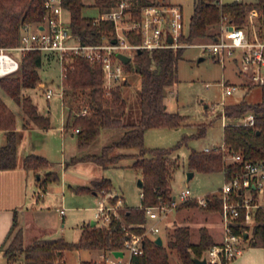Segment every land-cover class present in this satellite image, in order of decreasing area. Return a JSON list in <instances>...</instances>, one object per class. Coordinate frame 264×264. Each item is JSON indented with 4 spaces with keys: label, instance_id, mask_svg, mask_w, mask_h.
I'll return each mask as SVG.
<instances>
[{
    "label": "trees",
    "instance_id": "16d2710c",
    "mask_svg": "<svg viewBox=\"0 0 264 264\" xmlns=\"http://www.w3.org/2000/svg\"><path fill=\"white\" fill-rule=\"evenodd\" d=\"M46 0H0V47L15 46L20 42L23 23L44 20L47 9ZM119 0H94L100 13L115 6ZM158 0H132L131 10L134 18H139L145 5L158 3ZM68 11L69 26L72 33L83 43H100L103 37L114 31V22L110 20L95 21L96 16L83 14L84 0H63ZM256 18V28L264 38V0H195L188 32L183 41H194L200 38H214L218 34L223 19L236 26L249 27V16ZM252 26V25H251ZM250 26V27H251ZM250 32V31H249ZM131 42H140L141 36L135 32H127ZM184 47L142 49L126 64L127 73L135 71L141 81L137 94L140 116L135 122L126 121L128 101L123 88L128 83L116 85L108 92L105 85V71L101 64L92 63L88 58L74 56L62 78L64 94L69 104L67 127L76 130L77 145L80 150H87L99 137L103 129L124 128L122 136L105 145L100 153H85L79 159L93 160L101 166L109 167L124 157L123 153H114L117 148H136L132 166L142 171L143 186L141 204L130 206L125 198L115 194L111 201L118 203V216H113L108 225H82V232L77 241H69L65 237H37L25 245L23 232L18 230L10 243L5 247L4 255L9 262H15L24 255V264H63L62 256L67 250H100L107 255L123 248L125 239L131 233L143 234L148 216L146 207L159 203H169L173 199L175 169L179 162L171 157L173 148L148 147L145 134L149 128L179 127L186 116L167 109V86L178 81V63ZM43 63L39 50H28L22 54L19 69L13 73L0 76V86L22 106L24 127L35 123L42 128L50 127L49 116L39 111L38 105L30 96H22L23 88H35L41 81L39 69ZM254 84L251 83L250 86ZM260 101L242 99L224 107V115L228 118L223 128V143L230 152H239L245 159L260 160L264 158V84ZM84 93L85 102L78 111H74V97ZM79 93V94H78ZM88 108L86 114L80 110ZM249 113L255 116L254 124L241 123L240 119ZM0 128L5 131V142L0 145V169L15 168L18 164L15 112L0 96ZM207 124H198L194 136L201 137L206 133ZM181 142L177 144L179 146ZM189 168L199 172H223L229 179L235 170L241 168L238 162H226L220 147L205 151L192 149L189 154ZM26 168L37 173V184L40 192H45L48 185L59 179L56 171H48L41 177L39 170L49 167L50 161L43 155L30 153L24 157ZM114 185L108 177L95 180L92 186H75L78 193L99 192L103 189L113 190ZM256 195H254V198ZM208 202L201 205L196 198L180 202L177 208L198 206L209 211L222 210V198L218 193H208ZM253 198V200H254ZM243 220V216L239 221ZM252 237L247 235L250 245H264V209L258 207L254 214ZM249 228L240 225L235 230ZM189 225H179L170 234L166 244H158L155 238L144 237V250L131 256V264H172L170 251H175L178 264H196L192 255L203 257L216 243L207 227L201 228L198 241L191 239ZM91 261H83L90 264Z\"/></svg>",
    "mask_w": 264,
    "mask_h": 264
},
{
    "label": "rangeland",
    "instance_id": "374dc122",
    "mask_svg": "<svg viewBox=\"0 0 264 264\" xmlns=\"http://www.w3.org/2000/svg\"><path fill=\"white\" fill-rule=\"evenodd\" d=\"M160 1V0H158ZM168 1V0H161ZM173 3H180L183 7L184 19L189 27L190 19L194 11L195 0H170ZM222 2H231L234 0H221ZM256 1V0H243ZM85 6L83 14L87 16H98L100 10L94 6V0H84ZM64 17L69 19L68 11L64 10ZM249 27L247 29L253 33L256 28V18L252 14L249 16ZM220 27V26H219ZM210 38H200L194 41L191 46H184L185 50L178 63V81L167 86L166 105L167 109L172 112H179L186 116L185 120L179 127L174 128H149L145 134V143L148 147H165L173 148L171 157L179 162V166L175 169L174 178L172 180L173 196L185 187L191 190L194 197L206 196L208 193H218V190L225 182L223 172H199L195 171V175L189 177V154L192 149H204L205 147L219 146L223 143V128L228 118L224 116L223 101L226 105L238 102L241 99L248 101H260L262 95V86L259 84L253 85L249 91L239 88L233 94L225 95L220 81L226 79L229 82L240 83V77L235 72L236 69L232 66V62L227 61L226 65L216 61L214 57L196 44L209 41ZM8 54L20 61L22 52L19 50H6ZM203 57L201 60L200 58ZM41 79L49 84L55 91H59L62 86V67L57 60L48 61L46 57L43 59L41 68L39 69ZM128 83L124 86L123 91L128 101V114L126 121L135 122L140 116V107L137 103L138 90L141 87L139 75L132 71L128 73ZM44 88H23L22 96H30L35 103L38 104L40 110L48 112L51 109L52 122L59 126L62 113L69 115V104L66 92L64 101L55 94L50 99H47ZM0 91L4 100L11 106L16 107L17 103L14 99L5 92L1 87ZM79 96L74 97V111H78L80 106L85 102L84 93L78 91ZM22 108L17 110L18 122L21 128L19 132V143L21 154L25 153V139L29 130L22 128ZM206 123V133L201 136H194L198 131V124ZM124 128H107L103 129L97 140L92 144L91 152L100 153L105 145L112 143L120 138ZM25 131V132H22ZM57 128L53 130L54 135H47L46 138L52 139V144L55 147L54 140L58 138V146H63L65 156L69 157L73 150L77 154L88 152V150L77 149L76 132L69 131L64 139V145H61V137L56 134ZM25 133V134H23ZM58 136V137H57ZM25 138V139H24ZM44 142L42 144L40 142ZM34 142L37 143V150H43L42 146L48 145L46 139L41 138L39 134L34 136ZM181 142L179 146L177 144ZM40 143V144H39ZM60 144V145H59ZM30 150V149H29ZM116 150V149H115ZM114 150V151H115ZM131 151H135L132 150ZM29 152V151H28ZM53 166L50 169L57 170L60 179L51 183L49 188L51 193L46 196L44 201L40 203V209L35 213L37 219V227L34 226L26 233L24 243L30 244L36 236L39 237H65L69 241H77L80 238L82 225L90 223L96 219V211L100 203V195L92 193H76L71 191L67 185L64 193L62 191L63 177L61 176V149L51 155ZM134 159L123 157L113 166L104 167L99 165L103 175L112 179L116 193L123 195L126 203L130 206H138L141 204L142 188L138 181L142 178V171L139 168L132 166ZM47 169H43L41 174L44 175ZM193 171V170H192ZM99 176V175H98ZM99 178V177H98ZM69 182V181H68ZM83 182V181H81ZM215 191V192H214ZM115 194L114 189L110 191ZM114 205L117 202L111 201ZM253 203L264 209V193L256 195ZM65 209V215L60 212V208ZM154 222V223H153ZM221 222L220 211H209L198 206L175 208L166 215L155 220L147 218L145 224L148 227L156 225L159 227L160 235L163 236L164 244L169 240L170 234L179 225H189L191 228V239L198 241L200 238L201 228L207 227L208 232L211 229L207 225L216 226L213 233L216 240L224 239V232ZM153 223V224H152ZM253 225L248 228L249 236L253 235ZM146 230V229H145ZM246 244V243H245ZM107 256L113 259L110 253ZM63 264H83V261H91L90 264H104L105 253L100 250H67L62 256ZM129 251L126 250V255L123 261L127 262ZM170 259L172 264H178L179 258L175 251H170ZM0 264H11L2 256ZM12 264H24V255H20ZM108 264V263H107Z\"/></svg>",
    "mask_w": 264,
    "mask_h": 264
},
{
    "label": "built area",
    "instance_id": "2783aa9c",
    "mask_svg": "<svg viewBox=\"0 0 264 264\" xmlns=\"http://www.w3.org/2000/svg\"><path fill=\"white\" fill-rule=\"evenodd\" d=\"M132 0H119L117 4L95 17L96 22L110 20L114 22V31L103 37L100 43H83L71 31L69 19L64 17L63 0H46L47 9L44 20L39 22H26L21 26L20 42L11 47H0V61L6 62V71L0 75L13 73L19 69L20 61L6 50H19L22 54L28 50H39L48 61L57 60L62 67V78L65 75L74 56L88 58L92 63H99L105 71V85L108 90L123 83L128 78L125 63L118 53L130 56L131 60L142 49L179 48L191 46L193 43L183 41L182 37L188 32L184 19L183 7L177 3L162 2L145 5L139 18H134L131 10ZM140 34V42H131L127 32ZM169 36L173 41H169ZM211 54L216 61L226 65L232 62L236 73L247 79V84H264V38L257 28L249 32L245 26H236L223 19L220 23L218 34L209 41L196 44ZM130 60V61H131ZM225 95L233 94L239 88L248 89L239 83L229 82L226 79L220 81ZM47 99L53 95H59L64 100V86L55 91L49 84L41 86ZM223 101V106L225 107ZM88 108L80 110V114H86ZM225 116V115H224ZM241 123L254 124L255 116L249 113L240 119ZM78 130V129H76ZM220 147L224 153L226 162H238L241 168L235 170L229 179L218 190L222 198V218L224 223V240L212 246L206 253L209 264H228V262L240 254L247 242L248 228L236 231L240 225L250 226L255 223L254 214L257 204L253 203L254 195L264 193V158L260 160L245 159L239 152H230L222 143L219 146L205 147L209 151ZM100 203L96 211V221L100 225H108L113 216H118V204H113L111 198L115 195L105 189L99 192ZM196 198L201 205L208 202L207 196L194 197L191 190L185 187L173 196L169 203H159L146 207L148 219L157 221L161 215H166L174 210L177 205L185 200ZM64 213V209H61ZM243 216V220L239 221ZM146 230L143 234L131 233L125 239L121 250L129 251L127 262L123 257L115 256L113 259L105 255L104 264H131V256L134 253H142L144 250V237L149 232L158 233L159 227H148L141 224Z\"/></svg>",
    "mask_w": 264,
    "mask_h": 264
},
{
    "label": "crops",
    "instance_id": "0c3cea01",
    "mask_svg": "<svg viewBox=\"0 0 264 264\" xmlns=\"http://www.w3.org/2000/svg\"><path fill=\"white\" fill-rule=\"evenodd\" d=\"M162 2H171V1L168 0V1H162ZM171 3H173V2H171ZM178 4H180V3H178ZM232 66L234 67L233 64H232ZM238 76L241 78L239 84H242L244 86H249V88L246 89L247 91H249L252 86H250V84L249 85L247 84V79L243 75H238ZM38 84H39V87H41L47 83H45L41 79V81ZM1 93L2 92L0 91V96L4 100L3 95ZM7 105L15 112V115H16V130L18 132V139H17L18 164L15 168L0 169V258H2V256L5 257V255H4L5 247L10 243V241L12 240V238L14 237V235L16 234V232L18 230H22L23 238L25 239L26 233L29 232L34 226L37 225V219L34 215L41 208L40 207L41 201H44L46 196H48L51 193L50 188H49L50 184L57 181V180L52 181L48 185L47 190L45 192H40V188L37 184V173L33 169L26 168L23 164V160H24V157L26 155H28L30 153H36V154H40V155L45 156L50 161L49 167L42 168L39 170V174L41 175V177H45L48 171L58 172L57 170L50 169V166L51 167L53 166V163L51 160L52 159L51 155L54 153V150L58 152V150L61 149V155H62V157H64V158H61V161H60V163H61L60 164L61 165V176L63 177V185H62L63 193H64V190H66L67 185L69 186V189L71 191H75L73 189V187H75V186H80V185L81 186H84V185L85 186H92V183L95 180H100L101 178L106 177L103 175V172L100 171V167H99L98 163H96L93 160L79 159V157L84 155L85 153L77 154V151L73 150L71 152V154L69 155V157H66L64 155L65 150H64L63 146L61 148L58 146V140H59L58 138H56L54 140L55 147L53 146L54 144H52L53 143V141H51L52 139L46 138L47 135H49V136L54 135L53 130H54V128L55 129L57 128L58 132L56 134H58V136L61 137V139H62L61 145H64V139L66 138L67 133L69 131H75L76 132V129H74L72 127H67L66 123L68 121L69 115L67 116L65 114V112L62 113V117H61V121H60L59 126H56L52 122L51 109L48 110V112H43L39 108V111L41 113H43L46 116H49V118H50V127H48V128H42L35 123L29 125V127H27V128L24 127V115L22 114V118H23L22 119V128L24 130L25 129L29 130V133H28V135H26V139L24 138L26 141H25V145L23 147H25L26 152L21 154L19 152V150H20L19 132L21 131V128H20V125L18 122L17 110H20V108H22V106L19 103H17L16 107L11 106L8 103H7ZM22 132H25V131H22ZM123 133H124V131L121 132L120 137L122 136ZM23 134H25V133H23ZM37 134H39L41 136V138H43V140L45 138L47 141L48 145L42 146L43 150H37L36 149L37 143L34 142V136L36 137ZM76 139H77V136H76ZM4 142H5V131L0 128V145L3 144ZM40 142L42 144H45L44 142H42V140H40ZM76 148L79 149L78 145ZM91 148H92V145L87 149L88 152H86V153H95V152L90 151ZM131 149L135 150V151H131ZM138 151L139 150L136 148H117L114 151V153L115 154L123 153L125 156L130 157L131 159H135L134 157H132V155L138 153ZM43 169H47V171L45 172L44 175L41 174ZM193 171H194L193 175H195V170H193ZM58 174H59V172H58ZM59 179H60V175H59ZM81 181H83V182H81ZM112 183H113V181H112ZM113 185H114V183H113ZM113 189H114L115 194L120 195V194L116 193L115 186ZM76 193H78V192H76ZM83 193H92L94 195H99V194H96V192H83ZM79 194H81V193H79ZM121 196H123V195H121ZM123 198H125V197L123 196ZM125 202H126V199H125ZM61 209H64V208L61 207L60 212H61ZM62 214L65 215V209H64V213H62ZM93 220H96V219H93ZM220 223L222 224V228H223V232H224V223H223L222 214H221V222ZM207 226L209 228H212L211 234L215 239L213 229H215L216 226H214L212 224H208ZM37 227L40 228V226H38V225H37ZM81 232H82V230H81ZM158 235H160V232L159 233L149 232V234H148L149 237L155 238V239ZM37 237H39V236H36L35 238H37ZM162 238H163V236H162ZM223 240L224 239H221V240L215 239L217 244L221 243ZM163 243H164V239H163ZM117 250H121V249H117ZM125 255H126V253H124L123 256L125 257ZM120 257H122V256H120ZM7 262L11 263L8 260H7ZM228 264H264V245H250L249 242L247 241L242 252L240 254H238L237 256H235L234 258H232L228 262Z\"/></svg>",
    "mask_w": 264,
    "mask_h": 264
},
{
    "label": "water",
    "instance_id": "95a60500",
    "mask_svg": "<svg viewBox=\"0 0 264 264\" xmlns=\"http://www.w3.org/2000/svg\"><path fill=\"white\" fill-rule=\"evenodd\" d=\"M169 41H173V38H172L171 36H169ZM139 51H141V50H139ZM118 56H119V57H120L125 63H128V62H130V60H131L130 56H128V55H126V54H123V53H118ZM200 59L202 60L203 57H201ZM193 174H194V171H192V170L188 173L189 177H192ZM138 183H139V185L142 187V186H143V179L140 178L139 181H138ZM96 223H97L96 220H93V221L91 222L92 225H94V224H96ZM155 240H156V242H157L158 244H163V238H162L161 235H158V236L156 237ZM113 252H114L115 256H122V257H123V255H124V252H123L122 250H114ZM192 259H193V261H194L196 264H209V263H208V260H207V257H206L205 255H204L203 257H198V256H195V255H192Z\"/></svg>",
    "mask_w": 264,
    "mask_h": 264
},
{
    "label": "bare ground",
    "instance_id": "6f19581e",
    "mask_svg": "<svg viewBox=\"0 0 264 264\" xmlns=\"http://www.w3.org/2000/svg\"><path fill=\"white\" fill-rule=\"evenodd\" d=\"M6 62L5 60L2 58L0 61V72H5L6 71Z\"/></svg>",
    "mask_w": 264,
    "mask_h": 264
}]
</instances>
